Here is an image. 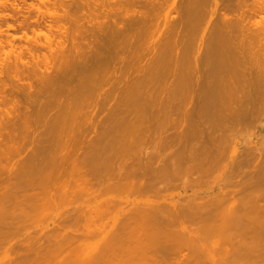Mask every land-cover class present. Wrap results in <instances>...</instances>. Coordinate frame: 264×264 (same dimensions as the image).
I'll return each mask as SVG.
<instances>
[{
  "label": "rangeland",
  "instance_id": "374dc122",
  "mask_svg": "<svg viewBox=\"0 0 264 264\" xmlns=\"http://www.w3.org/2000/svg\"><path fill=\"white\" fill-rule=\"evenodd\" d=\"M49 1L50 0H48V2L46 1L45 3H43V2L41 3V2H39V0H0V41H1V43H3L5 45V46L0 45V83H1L0 86L2 85V86L6 87L5 89H7L6 91L8 92V94L6 93L7 96H10V97L13 96L12 94L14 92L11 93V91L14 89L13 86L14 85L16 86L17 84L20 86L22 85L24 87L23 89L26 90L27 85L29 83H31L32 86H29L30 87L29 90H31V91L35 90L34 92H36V90L39 91L40 89H42V87L40 88L41 82H42L41 76L46 77L47 74L45 75V73H48V74L49 73L50 74L51 73H55V74L60 73V68H62L61 66H63V68H65V65H67V67H66L67 70H68V67L70 69L72 67L73 62H74L71 59H73V57L75 56L76 48L78 47L77 48L78 51H80V50L82 51V48H80V47L86 48L85 50H87V43L89 42L88 37H92V36L96 37L97 36V38H93V37L90 38V39H92L90 41H93L94 39H96V41L97 40L101 41L100 38H103L104 40H102L101 43L104 41L103 43L106 42V44H107V42H108L107 39L109 38L108 36H106L107 31H105L106 33L103 32V34H105V35H101L103 30L100 29L101 26L98 24V22L99 23L102 22L101 23V25L103 24L102 27L106 25V28H107L110 16L112 18L110 17L111 22L108 25V27L110 25H115V26H117L116 28H119V30L124 29L125 31L129 32V30L127 29V27L129 28V21L131 22V20H133V18H138L139 15L143 13V11L147 12V10H148L151 13V11L154 9L152 11V14H153V12H154V14L155 13L156 14H155V16L153 14V18L151 20L152 22L149 23V29L147 28L145 33L143 31L140 34V37H138L139 39H141V37H142L141 41L139 42V39H138V41L136 42V45L141 43L142 48L139 47V45H138V48H139V50H142V49L145 50L142 53H146L145 58H147V59L150 58L149 56L154 55L152 52H154L155 49L153 50L151 46L154 47V44H157L158 45V47H157L158 51H156V53L157 52L160 53L161 50L163 49L161 46L164 47V46H166V44H168V41L172 38L173 32L176 30L175 36L174 35L173 36L179 37V35L176 36L177 30H179L180 27L182 30L184 29V27L187 28L188 23H186L185 20H187V18L191 19L193 17V13L191 15V11H189L190 8H188L191 5H188V3H185L184 6H180V5L184 4L182 0L181 1L183 4H181L180 0H176L175 2H174V0H157L159 2H156V0H155L153 2V5H151L150 7L146 6L145 4H144L145 6H143L142 3L139 2V0L138 1L135 0L136 6H133L135 4V2L130 3L132 5L131 6L128 3V1H130V0H126V1L125 0L124 1L123 0H109L110 2H108V0L107 1L104 0V2H103V0L102 1L100 0V3L102 2V4H100V5H102V6L98 5L99 0H95V1L94 0H88V1L87 0H81V1L75 0V2L77 1V3H75L74 0L73 1L68 0L71 3L68 2L67 0H61V1L58 0V3H57V0H53V1L51 0L52 2H54V4H52V2L49 3ZM91 1L94 3H98V4H92ZM114 1H115V4L113 3ZM121 1L124 3V5ZM177 1H178V3H177L178 7L180 6L181 9L177 7V5H176ZM188 1L185 0V2H188ZM65 2H68L70 4H67V6H66ZM86 2H88V3H86ZM107 2L110 4V6L107 5ZM117 2H119V3H117ZM222 2H224V3H222ZM55 3H57V5ZM59 3H61V4L59 5ZM116 3L118 5H116ZM121 3H122V5H121ZM137 3L139 5H137ZM172 3L174 4V6L172 5ZM219 3L222 5H220ZM226 3H228V4H226ZM46 4H48V5H46ZM125 4L126 5L128 4V5L126 6ZM93 5H96V7L98 6L96 8L97 10L95 9V6H93ZM119 5L124 6V7L126 6L125 7L126 10L129 11L128 15H127V13H125L126 10L123 9V7L120 8ZM200 5L202 7L199 6V11H198L199 13L197 12V14H199L201 16V18L198 16L200 23H202L201 26H204V27L207 26L206 32L209 33V34H206L207 37L210 36L211 32L215 34L216 31H218V29L221 26L220 23H222V18L224 17V13L228 14L227 15L228 18L230 17L234 23L239 24V26L241 28H244V29H246L245 27L248 28V26L250 24L248 22L249 20L261 21L264 19V0H219L218 7H217L218 9H216L214 12L212 11L216 7L214 0H208V1L200 0ZM185 6H187V7L185 8V10H183ZM219 6L220 7L222 6V8H221L222 10L219 8ZM223 6L227 8V11H226V8H224ZM228 6L229 7L231 6V7L229 8ZM234 6H236V7H234ZM65 7L67 9L69 8V11L72 13V15H69L70 19H67V18H69L67 16V14L65 15L66 10H67ZM85 7H87V8H85ZM172 7H173V9H172ZM90 8H92V9H90ZM102 8H104V9H102ZM110 8H112V9H110ZM177 8H178L179 12L177 11ZM187 8H188V11H186ZM240 8H242L243 12H245V13H243L242 9L240 10ZM70 9L76 10V11L73 12ZM98 9H99V11H98ZM119 9H122V11H120ZM223 9H225V10H223ZM233 9H235V10L238 9V10L234 11ZM64 10H65V13H64ZM81 10H83V12H81ZM89 10H91V12ZM95 10L97 12V13L94 12L95 15H93V16L88 15V13L92 14L93 11H95ZM105 10L110 11V12L111 11L112 12L115 11V12L114 13H110V12L106 13ZM47 11H48V13H47ZM57 11H58V13L61 14V16L63 15L62 16L63 18H61L60 14H56ZM119 11L121 12L120 16H119ZM128 11H126V12H128ZM180 11L183 12L181 14V18L184 20H182L180 18V13H181ZM222 11H225V12L223 13ZM239 11L243 15L240 14ZM54 12H56V13H54ZM77 12H79V13H77ZM169 12H171V13L169 14V17H168L169 19L167 20L166 15ZM187 12H189L188 14H190V16H192V17H190L187 14ZM229 12H230V14H229ZM74 13H75V15H74ZM85 13L87 14L86 15L87 17L85 16ZM115 13L118 14L119 18L117 17V15L114 16ZM122 13H124L123 14L124 18H123V16H121ZM50 14H51V16H48ZM96 14L98 15V17ZM103 14L105 17L102 16ZM107 14H108V16H106ZM111 14L112 15L114 14V15L112 16ZM183 14H185V15H183ZM244 14H247V15H244ZM6 15H8V16L6 17ZM76 15H77V17H76ZM99 15H101V16H99ZM126 15L128 16V18ZM207 15H209V16H207ZM64 16H65V18H64ZM94 16H96V18H93ZM178 16H179V18H177ZM184 16H186V17L188 16V17L186 18ZM205 16H207V17L205 18V21H204ZM75 17H76V19H75ZM121 17H122V21L124 22V24L122 22H120ZM213 17H214V20H212ZM241 17L243 19H239ZM175 18H177L178 20L180 19L179 22L182 24V26L177 21V19H175ZM245 18H247V19L245 20ZM86 19H87V22L92 20L91 23L93 25L90 22L86 23ZM93 19H95V20L97 19V21H95ZM104 19L107 21V24H105L106 21ZM60 20L62 21V23L60 22ZM99 20H101V21H99ZM114 20H115V22H114ZM175 20H176L177 26L175 25ZM235 20H236V22H235ZM237 20H238V22L240 20L241 21L244 20L245 23H244V21L237 23ZM80 21H81V23H80ZM171 21L175 26H173ZM181 21H183V22L185 21L184 24ZM83 22H84V24H83ZM96 22H97V26L98 27L100 26L99 27V29H100L99 33L97 31L98 27H96V24L94 26V23H96ZM112 22H114V23H112ZM177 22L180 25H178ZM204 22H205V24H204ZM247 22H248V24H246ZM117 23L121 24L119 26L120 27L122 26V27L120 28L118 25H116ZM165 23H166V25H165ZM185 23H186V25H185ZM8 24H11L13 26L15 25L14 26L15 28H13V29L9 28ZM62 24L64 26L66 25L68 32H70V34L72 35V38H70L71 35H69V33H68L69 36H66L64 38V35L61 36V34H60L61 32L60 31L58 32V29H59L58 26L61 25L59 27H62ZM171 24H172V27H171ZM213 24L216 25L215 28H214ZM244 24H246V25H244ZM80 25H83L84 27H81ZM85 25H87V27ZM49 26L50 27L52 26V29H50ZM93 27H96L97 29H95ZM177 27H178V29H175ZM189 27L191 28V23L188 25V28L186 31H188L190 29ZM252 28L254 29V26L251 27V29ZM69 29H70V31H69ZM85 29L87 32H89V31L90 32L87 33L85 31ZM181 29L179 31V34H180V32H182L181 34L182 35L184 34V37L180 34V36H182L180 38H183V39L187 38V37L189 38L190 37V30H189V32H186L185 30H183L184 31L183 32V31H181ZM251 29H248V30L246 29V31L248 32ZM81 30H82V32H84V31L85 32L81 33L80 32ZM133 30L134 29H132V30L130 29V32H134V31L137 32V29H135L134 31ZM147 30H149V31H147ZM94 31H96V32H94ZM41 32L45 33L46 35L45 34L43 35V33H41ZM93 32L98 34V35L94 34ZM147 32L149 34L146 36ZM168 32H169V34H168ZM171 32H172V35H171ZM239 32H241L240 29H239ZM77 33L79 34L80 39L82 38L81 40L82 41L84 40V43H82L83 45L81 44L79 37H78V39L75 38ZM90 33H93L92 36L90 35ZM160 33H162V34H160ZM186 33L187 34L189 33V36ZM26 34L29 36V39H27L28 36ZM78 34H77V36H78ZM81 34H83L85 36H88V35L89 36L85 37ZM99 34L101 36H99ZM167 34H168V37H167ZM94 35H96V36H94ZM135 35L137 37V33ZM47 36H49L50 39H47ZM104 36H106L107 39ZM83 37H85V39L86 38L87 39L85 40V39H83ZM63 38H64V40H61ZM71 39H73L72 42H71ZM120 39H121V37H120ZM74 40H75V42L77 41L76 43L77 44L79 43L80 45L78 44L77 47H75L74 42H73ZM184 40H185V42H184ZM184 40H183V42H184L183 45H180L182 48H183L184 44L186 43L187 39H184ZM116 41H118V42L120 41L119 36L116 37ZM89 43H88V45H89ZM159 43H162V44L160 45ZM84 46H86V47H84ZM63 48L66 51V53H68L72 50L71 53L67 54V56L70 54V57H71V54L73 53L72 58H70L68 56L69 58L67 59V57H66V59H67L66 63L67 64L63 63V62H65V56H66L65 51L62 50ZM73 48L75 49V53L73 52L74 51ZM148 48L150 50H148ZM201 49L203 52V50L205 48L203 49V47H202ZM181 50L183 51V49H181ZM83 51H84V49H83ZM150 51H151V53H149ZM106 53L108 54L107 51H106ZM129 53H132V52H128V53L126 52V53H123V55H127ZM196 54L199 55L198 53H196ZM61 57L64 60H62ZM74 59H76V58L74 57ZM61 60H62V62H61ZM145 60L146 59H144L143 63L145 62ZM15 62L18 64V70H17V65ZM60 62H61V64H60ZM63 64H65V65H63ZM14 66H16V67H14ZM103 67L104 68L106 67V69L108 68L109 71L114 69L117 71L116 73L119 72V70L116 68H112L110 70L109 65H105ZM103 67H102L101 71L105 72L104 70H106V69H104ZM63 68H62V71L66 70ZM58 69H59V71H58ZM108 69H107V71H108ZM114 70H112V71H114ZM55 71H57V72H55ZM102 72H100V75L104 76L105 73H102ZM42 74H44L45 76ZM55 74H54V76H56ZM51 76H53V75L51 74ZM43 77H42V80L44 79ZM172 77L173 76L169 77V78H171L170 80L173 79ZM167 78H168V76H167ZM167 78L161 77V80L163 79L164 83L163 82L161 83L159 81L160 85L162 84L163 86L159 85L160 87L159 86L157 87V89L159 90L160 93L159 92H158V94L156 93V95L158 96V97H156L157 99H155L156 103L155 102L154 103L149 102L150 106H152V107L149 106V108H151V110L148 109L149 110L147 112L148 114H146L148 116H146V117L148 120H150L149 121L150 124L152 126L153 125L154 126L149 127L148 125H150V124H149L148 120L146 119V117H144V118L142 117V119H141L142 121L141 120H140L141 122L139 121L140 122L139 124H142L141 127H139L140 130L135 131V133H137V134H135L134 131L132 132L133 135H131V136L134 137V139L131 136H129L127 138V135H130L131 132L130 133L126 132L125 135H124L125 132H123L122 135L120 136L121 138L120 137L116 138V137H112V136L107 135V131L108 130L110 131L111 125L113 123H116V124L122 123L123 122L122 118L124 117V116L120 115L121 109L118 108L119 110L117 109V111H116V108H113V105L115 103L114 102L115 99H112V97L109 100H107L104 105L100 106L103 108L99 110V112L97 113L96 116L92 115L93 120L102 118V120H100L101 126L103 127L102 123H104L105 124L104 127L107 126L106 128H109L108 130L105 128V130H107V131L104 130L106 133L104 131L102 132V127H99L100 130L98 129V131H101L102 133L97 131V133H100V134H96L94 132H91L90 131L91 129L88 127L89 125H87V123L90 122V119H88V118L86 119L85 115H83L81 117L80 122H79V126L80 125L83 126L82 128H83V134L84 135L83 134L81 135V137H82L81 140L83 139L84 142H82L83 141L82 140L81 144L79 142L77 143V146L79 147V148L77 147L78 148L77 158H78V156H79V158L77 159L75 157L76 159L75 158L71 159V158H68L69 157L68 156L67 157L68 159L67 158L65 159V161L68 160V162H66V164L64 162V166H62V169L65 168V172H66V169H67V172L69 170H70L69 172H72L73 170H77V168L81 167L82 172L83 171H86L87 173L90 172L89 173L90 175L88 174L89 179H91V180H89L90 186L87 188L89 191L87 189H86L87 191L83 190V188L86 184L84 183L80 173L77 172V175H76V173L74 174V172H72V175H71V173H69L70 174L69 175L66 172V174L64 173L65 175H63V177H61L62 175L59 176L58 174H56L55 172H57V171L54 172L55 167H52V165L54 164V162L52 164V159H54V157L58 158V160L61 159V157H62L61 153L62 152L59 151L57 153H53L51 151V148L49 149V152L47 150L53 144H52V142L49 141V139L52 137L49 134V128L50 127L48 126V124L44 125L45 121L43 122V118H44V120L45 119L50 120V119H52V116L53 117L55 116L54 120H57L56 118H59V115L61 116V113L63 115L66 111V108H64V106L67 103L64 104L62 101L66 102L67 100H65V99H68L70 94L65 95V93L64 94L61 93V94H57V96H53L57 90V88H56V87H58L57 84H54V85H57V86H55L56 90L54 89V87L53 88L50 87L52 91L50 90V88H47L46 90H43L40 92L41 93L40 96L42 95L44 97L43 98L44 100L53 99V102L43 112V116H42L41 112H40L41 116L39 114V120H42V121H40V123H38L41 125L37 126V127H39V128H37V130H38L37 132H39L38 133V136H39L38 137L39 138L38 154L35 155V157L28 155L31 153L29 151V149H31L32 146L35 145V144L33 145L34 142H32V141H30V144H28L30 137L32 136L30 134L32 132H30L29 134L31 136L28 135L30 137H28L27 139L25 138L26 140L29 139L28 142L24 139L25 141L23 142V144L25 143V145H23L21 143L24 147L26 145H28V146L26 148L22 147V149L20 151H18L19 155L15 153L14 149L11 151V149H12V147H11V148H9L10 151L7 152L8 154L6 153V151H7L6 150L5 155L3 153V155L1 156V159H0V162H2L3 164H6L7 161L9 159H11V157H10L11 155L9 156V154H11V152L15 153V157L12 158L11 161L16 162L15 163L16 172L10 174L9 169H3L2 172H1L2 169L0 170V176H1L0 177L1 178L0 179V181H1L0 198L4 201L3 203L6 204V205L4 204L5 206H2L3 203L1 204V202H0L1 206L3 207V209H2V207L0 206V208L2 209V210H0L1 214H2V211L5 209L4 207H6V209H5L6 211H3V212H5L4 213L5 215L0 214V220H1L0 221V227L2 225L1 230H0V232H2V233L0 234V236H2L4 238L7 237L5 239L0 237V239H2L0 241V264H98V262L101 261V256H99V254L101 252H103L105 248H107V246L112 241V238L114 236H116L117 234H122L123 232H128L130 230V228H132L133 226H135L137 228H139V226H141V225L142 226L144 225L145 227L148 226V224H149L148 222L151 218L148 217L147 213H149V211H147V210L149 208H150V211L152 210V206H150V205H154L153 203H160V202L161 203L159 204V206L160 205L162 206L164 202L165 203L166 202H170V203L186 202V201H183L184 200L183 198L186 197V195L188 196V194L190 195L195 190H201L200 194H202V196L200 198H198L196 200V202H202V203H211L212 202L211 203L212 207L209 206L210 208L208 209V213L209 214L210 213L213 214L212 212L217 213L218 215L213 214V215H211V217L213 216V218H216L218 220L216 221V219L214 220L212 218L213 221L211 219V222H212L211 223V222H209L210 219H209V221L207 220L208 218L206 216L209 215L207 212L193 214L187 210H185V211H187L186 214H181L179 219L176 220L177 226L175 225V222L169 220L170 224L169 225H168V223L165 224V225H167V226H165L167 230L174 233L175 230H177L179 228L178 223L184 222L183 224L185 225L187 236L184 238L185 239L184 241H180L177 243H175V241L172 242L173 247H175V248H173L172 252H171L172 249L169 250L171 253L169 251H167L170 254V257L167 259L170 260L171 257L173 259H174V257H178V258L182 259L183 256H186L187 258L193 257L192 260H191V258H188L189 264L190 263L191 264H197V263L201 264V262H202V264H224V263L227 264V262H225V261L231 260V258L230 259H227V258L231 255L230 253H232V251H233L232 249H235L238 247V249H239V251H238L239 256L238 257H240V253H241L240 249L245 248V250L247 251V250H250L249 249L251 247L250 245H252L253 247H255L254 249L251 247L253 249V251L254 250L260 251L259 252V253H261L260 258H257L259 256V255H257V257L255 256L257 258L256 259L254 257L255 251L253 253H251V250L249 251L250 255H249L248 251H247L248 254L245 251L246 256H245V253L244 254L241 253V255H244L243 258H246V260H247V257L249 255L248 259H250V257L253 256L252 258L254 260L259 259L260 261H262V259L264 257V252L261 251V249H263L262 247L264 246V244H263L264 243V240H263L264 239V235H263L264 230H263L262 224L260 225L262 227L261 228L259 227V219L260 218L264 219V175H262L263 174L262 171L264 168L261 167V170H260V166L264 162V160H263L264 155H262V153H259V154L256 153V150H258L260 145L264 144V141H263L264 140V133L262 134L260 131L261 127L264 128V124H261L258 127L255 126L254 127L255 129L252 131L253 133L251 135L245 132L248 130V127H249L248 122L249 121H247V122L245 121V123H248V125L247 124L245 125L243 123L245 125L244 130H242V128H243L242 123H241L242 125L240 123L234 125V127L235 126L237 127V128H235L237 131L240 128L239 130H242V132L244 131L243 133L241 131L237 132L234 128L232 129L233 125L230 126V128H231L230 129L225 124L223 126V128L225 129V127H226V130H227V128L230 129V132L232 130H235V134L233 131L231 133H233L234 135L229 132L231 134V136H230V134L229 135L227 134L228 133L227 131H229V130H227L226 135L224 137H222L220 140L217 139L219 141L215 142V147L217 145V147H219L218 149H215L214 145L212 143H209L210 146L213 145L212 147H213V150H215V152L212 151L211 152L212 155L210 154L211 155V156L209 155L210 157H208L207 159H204V162H200L199 161L200 159L199 160L197 159L196 162H193L194 165H192L193 163L190 164L191 166L187 165L189 167L188 168L189 171H188V170H186L187 169L186 164L191 163V162H189L188 161L189 158H187L188 159V160H186L187 163H183V165L180 163V165H182V167L179 165L176 168H172L173 165H171V164H173V162L175 161V158L173 159L172 162L169 159H172L175 156V155H173V153L175 154V152H177L176 148L178 151H179V149L181 150L182 146H183L182 143L184 141H186L187 139L190 140V142L193 141V143H195V141H197L199 138L201 139L202 133H200L199 131L202 129V127L205 126L204 124H206V125L207 124L208 125L214 124L215 122L217 123V120L215 118L213 120L209 116L204 114L203 113L204 109H200L199 107H197V105H195L196 103H194V101H192L190 103L189 102L186 103L188 110H189V105L192 103L190 106V113L192 112L193 116H191V118H188V116H186V110H185L186 105L183 101H181L183 99V96H182V94L176 93L174 90H173L174 94H173V92L171 93L172 94L171 97H173V98H171L172 104L170 103L171 106L172 105H174V106H172V108L169 109V114H170V112L172 114V115L170 114L171 117L168 115V112H167V115L165 113L166 111H168V109L165 111L163 108H159L160 110H158L159 104H160V106L167 105L165 103V99H164L163 104H162V101H160V99H159V98H161L160 95H164L163 96L164 98L167 97L168 91L171 90L170 88H168L169 84L167 86V83L170 82V80H168ZM165 80H166V82H165ZM2 81H4V82H2ZM5 83H7V84H5ZM75 83L76 82L71 83L70 87L73 88ZM110 83L111 82H109L107 85H106V83H105V85L103 83V86L105 87V89H107V87L111 86ZM24 84L26 85V87ZM22 86H21V88H22ZM164 86H166V87H164ZM19 87H17V88H19ZM43 88H44V86H43ZM96 89H93L94 91L92 90V93H94L96 91ZM18 90H14V91H17L15 93L19 92L18 94H20V89H18ZM26 91H28V89ZM112 91H114L113 93H116L115 91H117V90L112 89ZM162 92H163V94H162ZM10 93H11V95H10ZM23 93H25V91H23ZM23 93H21V95H19V96H18V94L17 95L14 94V96L16 95L15 96L16 98L18 96V99L19 98L20 99L25 98V101L27 100L26 101L27 103H28V101L31 103L30 100L26 99L27 98L26 93L24 95H23ZM43 93H44V95H43ZM46 93H48V94H46ZM92 93L88 94V92H87L88 96H85L83 94L85 97L83 95H81L82 97H80L79 100L83 101L85 98L86 99L89 98V99H87V100L85 99L84 102L79 101L80 104L78 105V107H75L77 105V103L75 104L74 107L77 109L80 106V109H81L80 113L81 114L84 113L85 111L88 112V110L90 111L91 109H94V106L96 103L94 96H95L96 92L94 94H92ZM175 93L177 94V96ZM49 94H50V96L52 95L53 97L50 98ZM58 96H59V98H58ZM72 96L73 95H71V97ZM175 96H176V98H175ZM179 96H181V98ZM13 97H12V99H13ZM40 98L42 99V97H40ZM70 98H69V100H71ZM177 98H178V100H177ZM13 100H12V102L9 100H7V102L1 101V103H4V105L3 104L2 105L0 104V105L5 106V107H2V109L4 110V108H7V106L10 107L8 104L10 102L12 103V104L11 103L10 104L14 106L15 104L13 102H15V101H13ZM23 101L24 100H22L20 103H22ZM25 101L23 103H25ZM141 101H143V100H141ZM23 103H22V109L24 108ZM174 103H176V104H174ZM182 103H184V106ZM5 104H7V105H5ZM257 104L255 105V107H256L255 110L258 113L259 111H258L257 107L261 108L262 104H260L258 106H257ZM31 105L29 104V107H28V105H25V106H26V108L28 107L29 109H33V108H30ZM139 105H138V107L141 108L142 105L141 106H139ZM155 105L157 106V108ZM136 106L137 105H135V108H137ZM82 108H83V110H82ZM133 108L134 107H132L131 110H133ZM154 108L156 109L157 113L153 112V111H155ZM2 109H0V110H2ZM8 109L11 110L12 107L8 108ZM129 109H130V107H129ZM195 109H197V110H195ZM17 110H18V112L20 111L19 109H17ZM114 110H115V116L112 118L111 116H113L112 113ZM191 110L196 111V113H194ZM109 111L111 113H109ZM197 111H198V113H197ZM58 112L60 114H58ZM56 113L58 115H56ZM254 113H256V112H254ZM197 114H199L201 117L197 116ZM105 116H107V118ZM167 116L170 119L167 118ZM256 116H258V115H256ZM162 117H165L167 119L162 118ZM153 118H155V119H153ZM158 118H160L159 121L157 120ZM109 120H111V121H109ZM146 120H147V122H146ZM161 121H162V123H160ZM163 121H166V122H163ZM167 121H168V123H167ZM207 121H209V122H207ZM41 122H43V123H41ZM106 122H108V124ZM156 122L159 124H157ZM195 122H196V124H195ZM166 123L168 126H166ZM162 124L164 126H162ZM192 124H195V125H193V127H194L193 129H192ZM18 125H19V127L21 126L20 124H18ZM199 125H203V126H199ZM23 126L21 128H23ZM144 126H147L148 128H152V130L148 129L147 127H144ZM104 127H103V129H104ZM166 127H167V129H164ZM198 127H201V129ZM160 128H162V129H160ZM24 130H25V127H24L23 131ZM26 130H27V127H26ZM88 130L90 131V133L88 132ZM144 130L147 132H145ZM149 130H150V132H149ZM194 130L196 131V133L194 132ZM249 130H252L251 127H249ZM152 131H153V133L154 132L155 133L152 134ZM181 131H184V132H181ZM254 131H256V132H254ZM18 132H19V130H17V133ZM24 132H26V131H24ZM148 132H149L150 136H149V134H146ZM190 132H192V133H190ZM21 133L22 132H20L19 134H21ZM144 133L146 135H143ZM180 133L182 135L181 138L179 137V136H181ZM102 134H106V135H104L105 137ZM164 134H165V136H164ZM137 135L139 138H137ZM166 135H167V137H166ZM192 135L194 137H192ZM94 136H96V137H94ZM98 136H99V138H98ZM106 136H107V138L111 137L112 140L114 138V140H116V141H114V140L112 141L109 138L106 139ZM169 136H171V137H169ZM195 136L198 137V139ZM93 137H94L95 141L97 140L96 142L93 140ZM164 137H166L165 140H162V139H164ZM168 137L171 139H169ZM167 138H168V141L170 143H172V144H170L171 146L173 144H175L173 147H170V145L168 146L167 143H169V142L166 141ZM189 138H191V139H189ZM195 138H196V140L194 141ZM139 139H140V141H139ZM177 139L180 141H182V140L183 141L179 142ZM20 140H21V138H20ZM86 140H89V141H86ZM92 140L95 143H97V145L94 142H92ZM122 140H123V142H122ZM134 140H136V141H134ZM111 141H112V143H111ZM161 141H162V143H161ZM164 141H166V143H164ZM91 142L94 143L93 146L91 145L92 144ZM130 142H132V143L130 144ZM179 143H180V145H179ZM234 143H236V144H234ZM166 145L170 148L168 149V147ZM15 147H16V145H15ZM164 147H166V148H164ZM229 147H230V149H229ZM254 147L256 149H254ZM262 147L264 148V146H262ZM110 148L111 149L113 148L115 151H112L113 149L110 150ZM23 149H25V150L23 151ZM249 149H250V152H249ZM139 151H141V152L139 153ZM150 151H151L153 158L155 157L154 159H155L156 165H155V162H154V165H155L156 169L152 165V167L154 169H152L150 172H148V174H147L148 176L144 179L145 181H149L150 178L153 177V175H155V174H156L155 176H157V175L160 176L161 170H163L164 168H165V171H166V169L170 170L169 168H171V170L177 169L176 173L179 174V176L177 178H175V180H172L173 185L174 184H176V185L174 187H170L169 185L171 184V186H172V183H169V185L166 188H164V189L168 188L169 190L168 189L163 190L162 191L163 193L160 192L159 194L162 193V197H160L161 195L159 196L160 198L159 197L157 198V196L159 194H156L154 191H151V192L147 191V194H146V192L143 193V191L140 190L139 188H137V189L133 188L131 190V188L123 187L124 189L127 188L128 189V191H127V189H125V190L121 189L120 187H122V186H118V184H116L117 182L115 183V181L121 176V173L124 174V177L127 176L126 175V173H127L126 169L125 170L123 169L124 172H126V173L121 171V173L119 174V177H118V174H117V176L115 175L117 173L116 171H118V169H119V168H117L119 166V164L121 165L122 163L125 162V161L123 162V160L124 159L126 160V158H124V156L125 157L128 156L127 160L129 161V159H130L131 161L127 162V160H126V162L122 165H126V168L130 169L129 166L130 165L132 166V164H131L133 162L132 160H134V163L137 166H139L137 163H139L140 161L142 162L143 160L146 161V159L148 157V154H146V153H149V155H150ZM170 151H171V154H170ZM253 151H254V153H253ZM251 152L254 154L255 158H256L257 154L260 158L262 156L263 159L262 158L261 159L263 160V162H261L262 160L259 159V157H257V159L253 158L256 161L253 160V163H252V160H250V159L253 156H250L248 158V160H249V163H248V160L246 158L249 156L248 154L252 155ZM258 152H259V150H258ZM138 153L141 155L143 154V156L146 154L144 156L146 159L145 158L143 159V156L141 157V155H139ZM168 153H169V156H168ZM25 154H27L30 157H27V155H26V158H23V156L25 157ZM52 154H54V155L52 156ZM6 155L9 156L8 157L9 159L4 158V157H6ZM110 155H112V156H110ZM129 156H130V158H129ZM152 156H151V158H152ZM119 157H122L124 159L119 158ZM165 157L166 158L168 157L166 159V162H165L166 166H165V164H163L165 161V159H164ZM3 158H4V160L2 161ZM137 158L138 159L142 158V160H140L138 162ZM151 158L148 157V160ZM160 159L162 160V162L160 161ZM74 160H75V162H74ZM77 160L79 161V163L77 162L78 164L76 163ZM259 160L261 163L259 162ZM151 161H154V160L151 159ZM206 161H208V162L205 163ZM56 162H57V160H56ZM158 162H159V165H158ZM160 162H161V164L164 165V168L162 167V165L160 166ZM195 163L197 164L196 166H199V164H200V167H196ZM135 164H134V166H136ZM152 164H153V162H152ZM74 165H75L76 169H75ZM184 165L186 166L185 168H184ZM257 165H259V166L257 167ZM111 166H113V167H111ZM174 166H177V165L174 164ZM191 167H192V170H191ZM114 168L116 169L115 172H114V170H115ZM159 168H161V169H159ZM109 169H111V170H109ZM157 169H158V172L160 173V175L158 173H156ZM182 169H185V170H182ZM55 170H57V168H55ZM95 171L97 173H94ZM108 171H110L111 173ZM112 171L114 173H112ZM186 171H188V172H186ZM258 171H260V173ZM52 172H54L56 176L58 175L57 176L58 178L60 177L59 180H55V178L56 179H58V178L56 176L52 175ZM91 172H93V174H94V175L92 174L93 175L92 177H91ZM105 172L110 173V176H112V174H113V176L115 175V178L111 179L110 176H108L109 174L107 175V174H105ZM78 174L81 176V178ZM103 174H105V175H103ZM73 175H75V176H73ZM106 175L109 177L110 180L103 177ZM53 176H54V178H53ZM76 176H78V177H76ZM121 177H123V175ZM67 178H68V180H67ZM73 178L77 182L73 181ZM162 179H163V176H162ZM69 180H70V183L68 182ZM112 180H113V182H112ZM107 181H109L107 183L109 188L107 186L105 187ZM111 182L113 184L115 183L117 186L112 185ZM160 182L163 184L162 181H160ZM63 183L70 184V186L68 185V187L70 189L69 193H66L65 190H60L57 188V186L60 187L59 185H62ZM77 183H78V186H77ZM82 183L85 185L83 186ZM109 183H110V186H109ZM157 184H159V183H157ZM52 185H53V187H52ZM81 185L83 187H80ZM111 186H113V187H111ZM114 186L116 189L114 188ZM60 188L62 189V187H60ZM76 188L78 191H76ZM57 190L60 191V194H62L61 192L64 191L66 193V196L65 197L62 195L59 196V193H58L59 191H57ZM79 190H81V191L79 192ZM40 191L42 193L38 194V193H40ZM44 191H46V192H44ZM70 191H71V194H70ZM88 192H90V193H88ZM46 193H47V195H46ZM73 193H75V195ZM8 194H9V196L11 195L10 201L8 200L9 199ZM68 194H70V195H68ZM72 194H73V196H72ZM152 194L155 196H153ZM14 195H16V196H14ZM61 196L64 197L63 199H65V200H62ZM67 196H68V199L70 197L73 199L68 200V199H66ZM4 197H6V198H4ZM7 197H8V199H7ZM6 199L9 202H7ZM212 200L213 201L216 200V201H214V203L216 202L217 204L215 203V205H214ZM219 201H224V202H222L221 204H218ZM31 202L36 203V205L31 206L30 205ZM147 202L148 203L151 202V204H149L147 206L146 205ZM46 203H47V205H46ZM142 204L143 205L145 204V205L142 206ZM143 207L146 208L147 210L144 209ZM7 210L9 211V213ZM141 211L144 212V214H143L144 216H142ZM145 211H147V212H145ZM233 214L239 215L241 217L242 223L240 222V220H237V218H236V220L231 218V217H233L232 216ZM246 214L248 216H246ZM146 215H147V218L145 217ZM138 216H139V218H138ZM202 216L205 218H203ZM4 217H5V220H4ZM134 217H135V219H134ZM140 217H142V218H140ZM201 217L203 218L202 223L199 222V221H202V220H199V219H201ZM244 217H245V220L247 218V221H243ZM9 218H11L13 220L11 221ZM143 218H144V220H143ZM223 218H225V222H224ZM229 218H231V220ZM204 219H205V221H204ZM228 219H229V221H227ZM2 220H3V222L5 221L8 223H5V222L3 223ZM22 220H24V222ZM233 220L236 221L234 223H237L239 221L243 225V228L246 227V226L244 227V222H246L247 223L246 229L248 230V232L245 231V233H244V231L242 230V233H243L242 234L240 232L242 228L238 229V230L235 229L234 226L232 228L231 223L233 222ZM20 221H22V223H23L22 225H20L21 224ZM166 221L169 222L168 220H166ZM9 222H10V224H9ZM137 222L141 223V224H138ZM129 223H130V225H129ZM131 223H133V224H131ZM203 223H204V225H203ZM208 223H209V226L207 225ZM227 223H229V224H227ZM260 223H263V221ZM3 224H5L6 226L5 225L3 226ZM18 225L20 228H18ZM205 225H207V226H205ZM221 225H224V226L222 227ZM233 225H235V224H233ZM238 226H236V228ZM10 227L12 228V232H11V230H9V229H11ZM167 227H169V228H167ZM15 228H16V230H14ZM3 229H4L5 234L3 232ZM6 229H7V231H6ZM259 230H260L262 235L258 234ZM19 231H21V232L19 233ZM9 232H10V234H9ZM6 233H7V235H6ZM248 233L250 235H254V236H250ZM256 233L258 234V236L261 235V238L263 237V239L261 240L259 238L260 237L259 236L258 238L260 239V243H259V241H257L254 245L252 244V242H251V244L248 245L246 243V240H247V242H249L254 237L256 238L257 237V236H255ZM11 234H13L12 237L10 236ZM73 234L75 235V237ZM245 234L247 235V237ZM67 235H68V239H67ZM72 235H73V237L70 238V236H72ZM59 236H63V237L59 238ZM76 236L79 240L76 238ZM80 237H82V238H80ZM250 237H253V238L251 239ZM72 238H74L73 241H72ZM75 238H76V240H75ZM258 238H256V239H258ZM262 241H263V243H262L260 249H258L257 247H259V245L261 244ZM253 243H254V239H253ZM246 244H247V246H245ZM242 247H244V248H242ZM174 249H176V251H174ZM235 250H237V249H235ZM233 252H235V251H233ZM262 252H263V254H262ZM222 255H224V256H222ZM232 255L235 256V260L239 259L238 257L236 259V256H237L236 252H235V255H234V253H232ZM167 256H169V255H167ZM224 257H227V258L225 259ZM252 258H251V261L249 260V262H252ZM193 259L195 260L196 263L195 262L193 263V261H194ZM217 259H218V261H217ZM219 259H221V260L219 261ZM241 259H240V261L238 260L239 261L238 264H244L245 263V261H243ZM95 260H97L96 261L97 263L95 262ZM198 260H199V262H198ZM214 260H216V261H214ZM222 260H223V263H222ZM232 261L233 260H231V263H232ZM260 261L258 263H260ZM249 262H247V263H249ZM254 262H256V261H253V264H254ZM171 263L172 262L169 261L168 263H164V264H171ZM231 263H229V264H231ZM262 263L264 264V261ZM104 264H106V263H104ZM235 264H237V263H235Z\"/></svg>",
  "mask_w": 264,
  "mask_h": 264
},
{
  "label": "bare ground",
  "instance_id": "6f19581e",
  "mask_svg": "<svg viewBox=\"0 0 264 264\" xmlns=\"http://www.w3.org/2000/svg\"><path fill=\"white\" fill-rule=\"evenodd\" d=\"M48 2V0H39V2H43V3H45V2ZM53 1V0H52ZM51 0L49 1V3L50 2H52ZM59 1H61V0H59ZM68 1V0H67ZM71 1V0H70ZM70 1H68V2H70ZM73 1V0H72ZM79 1H81V0H79ZM88 1V0H87ZM95 1V0H94ZM102 1V0H101ZM107 1V0H106ZM124 1V0H123ZM126 1V0H125ZM138 1V0H137ZM155 0H139V2L140 3H142V5L143 6H148V7H150L151 5H153V2H154ZM176 0H174V2H175ZM181 1V0H180ZM182 1H183V3H182ZM181 1V4H183V5H180V6H184L185 5V3H188V5H191V6H189L188 8H190L189 9V11H191V15H192V13H193V17L192 16H190V14H188L189 12H187V14L190 16V17H192L191 19L190 18H187L186 16H184V17H186L187 18V20H185L186 21V23H188V25L191 23V28L189 29L190 30V37L188 38L187 36V38H184V39H187L186 40V43L184 44V46H183V48L180 46V45H183V43L185 42V40L183 39V38H180V37H184V34L182 35L181 33L182 32H180V34L182 35V36H180V34H179V31H180V29H181V27H180V29L179 30H177V34H176V36L177 35H179V37H174L175 36V31L173 32V35H172V32H171V35H172V38L168 41V44H166V46H161L163 49L161 50V52L160 53H156V51H158L157 50V47H158V45L157 44H154V47L153 46H151L152 47V49L154 50L155 49V51L154 52H152L154 55L153 56H149L148 58L149 59H147V58H145L146 56V53H142L143 51H145L144 49H142V50H139V48H138V45H139V47H141V43H139V44H137L136 45V42L138 41V37H140V34L144 31V33L146 32V29L148 28L149 29V23L150 22H152L151 20H152V18H153V14H154V12H153V14H152V11L154 10H152L151 11V13L147 10V12L146 11H143V13L142 14H140L139 15V17L138 18H133V20H131V22L129 21V28L127 27V29L129 30V32H127V31H125L124 29L123 30H119V28H116L117 26H115V25H110L109 27H108V25L110 24V17H109V22H108V25H107V28H106V25L105 26H103L102 27V25H101V23H99L98 22V24L101 26H99L100 27V29H102L103 31H102V34L101 35H105V34H103V32H105V31H107V35L106 36H108L109 38L107 39L106 38V36H104L107 40H108V42H107V44H106V42L105 43H101V41L102 40H104L103 38H100L101 39V41H96V39H94L93 41H90V40H92V39H90V38H92L93 36H92V34L94 33V32H96V31H94L93 33H90V35L92 36V37H88V36H85V35H83V34H81V35H83V36H85V37H88V40H89V45H88V43H87V50H85L86 48H83V47H80V48H82V51L80 50V51H78L77 50V45L79 44H77L76 42H75V40L73 41L74 42V45H75V47H77L76 48V53H75V49H74V53H75V58L76 59H74V57H73V59H71L72 61H74L73 62V64H72V67L69 69V67H68V70H67V65H65V64H63V65H65V68H63V66H61L63 69H66V70H63L62 71V68H60V73H57V74H55V73H51L53 76H51V74L49 75L48 73H45V75L47 74V76L46 77H43V76H41V86H40V88L42 87V89H38L39 91H37L36 90V92H34V91H31V90H29L30 89V87L29 86H32V84L31 83H29L28 85H27V87H26V85H25V87H26V90L28 89V91H26L25 89H23L24 87L22 86V88H21V86L20 85H14L13 87H14V89L11 91V93L12 92H14L12 95L14 96V94H18V93H15V92H17V91H14V90H18V89H20V94H18V96L19 95H21V93H23V91H25V93H26V96H27V98L26 99H28V100H30L31 101V103L28 101V103L25 101V98L24 99H22V100H24L25 101V103H23V109H22V103H20L22 100L20 99H18V96H17V98L14 96H12L13 97V99H12V97H10V96H7V94H8V92L6 91L7 89H5L6 87L5 86H0V104L2 105H4V103H1V101H4V102H7V100H9V101H11L12 102V100L13 101H15V102H13L15 105L13 106V105H11L10 103H8L9 104V106L10 107H8L7 106V108H4V110L2 109V107H5V106H1L0 105V109H2V110H0V152L2 153H0V159H1V156L3 155V153H4V155H5V151H6V153L7 152H9L10 150H9V148H11L12 147V149H11V151L14 149V151H15V153L16 154H18V151H20L21 149H22V147L23 148H26L28 145H26L25 147L23 146V145H25V143L23 144V142L28 138V137H30L31 135V137H30V140H29V142H28V140H26L27 142H28V144H30V141H32V142H34L33 143V145L34 146H32V148L31 149H29V151L31 152H29L30 154H28V155H30V156H34L35 157V155H37L38 154V150H39V147H38V141H39V136H38V133L39 132H37L38 130H37V128H39V127H37L38 125L40 126L41 124H38V123H40V121H42V120H39V114H40V112H41V114H42V116H43V112L47 109V107H49L50 106V104L53 102V99H46V100H44L43 98V96L41 95L40 96V92L41 91H43V90H46L47 88H53L54 87V89L56 90V88H57V90H56V92H55V94L53 95V96H57V94H61V93H65V95L67 94V95H69V98L71 97V95H73L70 99L71 100H69V98L68 99H65V100H67L66 102L65 101H62L64 104L65 103H67L65 106H64V108H66V111H65V113L62 115V113H61V116L59 115V118H56L57 120H54V117L52 116V119H45L44 120V118H43V122L45 121V124L44 125H46V124H48V126L51 128H49V134L52 136L50 139H49V141L50 142H52V144L53 145H51L47 150H48V152H49V149L51 148V151L53 152V153H57V152H62L61 153V159H59L58 160V158H55L54 157V159H52V164H53V162H54V164L52 165V167H55V168H57V170H55V168H54V172L55 171H57V172H55L56 174H58L59 176H61V177H63V175H65L66 174V172H67V169H66V172H65V168L64 169H62V166H64V162H65V164H66V162H68V160H66L65 161V159L68 157V158H71V159H74L75 157L77 158V151H78V146H77V143L79 142L80 144H81V141L83 140H81V135L83 134V126L82 125H80L79 126V122H80V119H81V117L83 116V115H85V117H86V119L88 118V119H90V122H88L87 123V125H89L88 127L91 129L90 131L91 132H94V133H96V134H100V133H102L104 130H105V128L107 127V126H105L104 127V123H102V125H103V127H104V129H103V127L101 126V121L100 120H102V118H100V119H96V120H93L92 119V115H94V116H96L97 115V113L99 112V110L100 109H102L103 107H100L101 105H104L105 104V102L107 101V100H109L111 97H112V99H115L114 100V105H113V108H116V111H117V109L119 108V109H121V113H120V115H122V116H124L123 118H122V120H123V122L122 123H120V124H116V123H113L112 125H111V127H110V131L108 130L109 128H106L107 130H105V131H107V135H109V136H112V137H120L121 135H122V133L123 132H125L124 133V135L126 134V132H133L134 131V133H135V131H138V130H140V128L139 127H141V125L142 124H139L142 120V117L144 118V117H146V116H148V115H146V114H148L147 112L149 111L148 109H150L151 110V108H149V106H150V104H149V102L151 103V102H155L156 100L155 99H157L156 97H158L157 95H156V93L158 94V92H159V90L157 89V87L160 85V82L162 83H164V81H163V79L161 80V77H166L167 78V76H168V80H170L171 78H169L170 76H173L172 78V80H170V82H168L167 83V86H168V84H169V87L168 88H170L171 90L170 91H168V96L167 97H163L164 95H160L161 96V98H159L160 99V101H162V104H163V102H164V99H165V103L167 104V105H165V106H160V104H159V106H158V110H160L159 108H163L165 111L168 109V111H166L165 113H166V115H167V112H168V115L170 116V114H171V112H170V114H169V109H171L172 108V106H174V105H172L171 106V104H172V99L171 98H173V97H171V93L173 92V90L176 92V93H179V94H182V96H183V99L181 100V101H183L184 103H185V105H186V108H185V110H186V116H188V118H191V116H193L192 115V112L190 113V106H191V104L189 105V110L187 109V104L186 103H190V102H192V101H194V103H196L195 105H197V107H199L200 109H204V111H203V113L204 114H206L207 116H209L211 119H213L214 120V118L217 120V123L215 124H204L205 126L204 127H202V129H201V127H198V128H200L201 130L199 131L200 133H202V135H201V139L199 140L198 139V137H196L198 140L197 141H195L196 140V138L194 139V141H195V143H193V141L192 142H190V140H188L187 138V140L186 141H184L182 144H183V146H182V149L180 150L179 149V151L177 150V148H176V151L177 152H175V154L173 153V155H175L172 159H169L171 162L173 161V159L175 158V161L173 162V164H171V165H173V167L172 168H176V167H178L179 165H180V163L183 165V163H187L186 162V160H188L187 158H189V162H191V163H187L186 164V166L187 165H190V164H192L193 162H196V160L198 159H200L199 161L200 162H204V159H207L208 157H210L212 154H211V152L213 151V152H215V150H213V145H214V147H215V142L216 141H219L222 137H224L225 135H226V133L229 135L232 131L234 132V134H235V128H237L236 126L234 127V125L235 124H247L248 125V123H249V127H251V129L252 130H249V127H248V130L247 131H245L246 133H248V134H252L253 132V130L255 129L254 127L256 126V127H258V126H260L261 124H264V19L263 20H261V21H258V20H249L248 22L251 24H249V26H248V28L247 27H245L247 30L248 29H251V27H253L254 26V29L252 30H249L248 32L246 31V29H244V28H241L240 26H239V24H236V23H234L233 22V20L229 17L228 18V14H225L224 12L225 11H222L223 13H224V17L222 18V23H220L221 24V26H220V28L218 29V31H216V33L214 34V33H212L211 32V34H210V36L209 37H207L206 36V34H209V33H207L206 32V28H207V26H201L202 25V23H200V20H199V18H198V16L201 18V16L199 15V14H197V12L199 11V6H201L200 5V0H187L188 2H185V0H182ZM202 1H204V0H202ZM206 1H208V0H206ZM215 1V9H213L212 11L214 12L216 9H218L217 7H218V2H219V0H214ZM68 2H65L66 3V6H67V4H70V3H68ZM74 2H75V0H74ZM83 2V1H82ZM81 2V3H82ZM99 2V4L98 3H94V2H92L91 1V3L92 4H98V5H100V4H102V2L100 3V0L98 1ZM103 2H104V0H103ZM108 2H110L109 0H108ZM107 2V5L108 6H110V4ZM122 2V1H121ZM135 2V4L133 5V6H136V1L135 0H130V1H128V3L130 4V3H134ZM138 2V3H139ZM156 2H159V1H157L156 0ZM173 2V3H174ZM213 2V1H212ZM57 3H58V0H57ZM57 3H55L56 5H57ZM64 3V4H65ZM75 3H77V1L75 2ZM85 3V2H84ZM86 3H88V2H86ZM114 4H115V1L113 2ZM112 3V4H113ZM117 3H119V2H117ZM116 3V5H118ZM123 3V2H122ZM122 3H121V5H122ZM137 3V5H139ZM172 3V5L174 6V4ZM178 1L176 2V5H177V7H178ZM222 3H224V2H222ZM241 3V2H240ZM52 4H54V2H52ZM61 3H59V5H60ZM74 4V3H73ZM80 4V3H79ZM104 4V3H103ZM106 4V3H105ZM145 4V5H144ZM205 4V3H204ZM203 4V5H204ZM214 4V3H213ZM220 4V3H219ZM226 4H228V3H226ZM45 5V4H44ZM46 5H48V4H46ZM63 5V4H62ZM61 5V6H62ZM77 5V4H76ZM81 5V4H80ZM87 5V4H86ZM89 5V4H88ZM121 5H119L120 6V8L121 7H123V9H125L126 10V6L128 5H126L125 7L124 6H121ZM123 5H124V3H123ZM131 5V4H130ZM175 5V6H176ZM187 5V6H188ZM220 5H222V4H220ZM232 5V4H231ZM242 5V4H241ZM64 6V5H63ZM75 6V5H74ZM73 6V7H74ZM84 6V5H83ZM93 6H95V9L98 7H96V5H93ZM100 6H102V5H100ZM104 6V5H103ZM132 6V5H131ZM180 6L178 7V8H180ZM187 6H185L184 7V9L183 10H185V8L187 7ZM227 6V5H226ZM233 6V5H232ZM112 7V6H111ZM129 7V6H128ZM159 7V6H158ZM202 7V6H201ZM200 7V8H201ZM224 7V6H223ZM229 7V6H228ZM231 7V6H230ZM229 7V8H230ZM234 7H236V6H234ZM241 7V6H240ZM66 8V7H65ZM64 8V9H65ZM80 8V7H79ZM85 8H87V7H85ZM84 8V9H85ZM94 8V7H93ZM114 8V7H113ZM119 8V7H118ZM178 8H177V11H178ZM188 8H187V10L186 11H188ZM219 8L221 9L222 8V6L220 7L219 6ZM224 8H226V7H224ZM40 9V8H39ZM67 9V8H66ZM65 9V10H66ZM83 9V10H84ZM90 9H92V8H90ZM101 9V8H100ZM102 9H104V8H102ZM110 9H112V8H110ZM172 9H173V7H172ZM181 9V8H180ZM242 8H240V10H241ZM65 10H64V13H65ZM71 11H73V12H75L76 10H72V9H70ZM83 10H81V12H83ZM97 10V9H96ZM96 10L95 11H93V13L92 14H90V13H88V15H95L94 14V12L95 13H97L96 12ZM116 10V9H115ZM120 11H122V9H119ZM201 10V9H200ZM222 10V9H221ZM223 10H225V9H223ZM230 10V9H229ZM234 11H236V10H238V9H233ZM41 11V10H40ZM90 12H91V10H89ZM98 11H99V9H98ZM106 11V10H105ZM104 11V12H105ZM118 11V10H117ZM119 11V16H120V12ZM126 11H128V10H126ZM125 11V13H127V15H128V13H129V11L128 12H126ZM220 11V10H219ZM226 11H227V8H226ZM42 12V11H41ZM50 12V11H49ZM63 12V11H62ZM80 12V13H81ZM109 13L110 11H106V13ZM115 12V11H114ZM114 12H110V13H114ZM179 12V11H178ZM181 12V11H180ZM240 12V11H239ZM242 12H243V9H242ZM47 13H48V11H47ZM51 13V12H50ZM54 13H56V12H54ZM53 13V14H54ZM77 13H79V12H77ZM118 13V12H117ZM117 13H115V15L114 16H116L117 15V17L119 18V16H118V14ZM171 12H169V13H167V15H166V18H167V20L169 19L168 17H169V14H170ZM183 12H181L180 13V18H181V14H182ZM199 13V12H198ZM219 13V12H218ZM243 13H245V12H243ZM56 14H60V13H58V11H57V13ZM67 14V16L69 17V15H72V13L69 11V8L66 10V13H65V15ZM82 14V13H81ZM100 14V13H99ZM123 14L124 13H122L121 14V16H123ZM156 14V13H155ZM155 14H154V16H155ZM229 14H230V12H229ZM240 14H242L241 12H240ZM5 15V14H4ZM74 15H75V13H74ZM87 14L85 13V16H86ZM97 15V14H96ZM112 15V14H111ZM112 15V16H113ZM126 15V16H127ZM130 15V14H129ZM183 15H185V14H183ZM182 15V16H183ZM220 15V14H219ZM223 15V14H222ZM243 15V14H242ZM244 15H247V14H244ZM254 15V14H253ZM8 15H6V17H7ZM10 16V15H9ZM48 16H51V14L50 15H48ZM57 16V15H56ZM60 16H61V14H60ZM63 16V15H62ZM61 16V18H63ZM79 16V15H78ZM99 16H101V15H99ZM102 16H104V14L102 15ZM106 16H108V14L106 15ZM133 16V15H132ZM207 16H209V15H207ZM207 16H205L204 17V21H205V18L207 17ZM217 16V15H216ZM5 17V18H6ZM12 17V16H11ZM55 17V16H54ZM53 17V18H54ZM76 17H77V15H76ZM76 17H75V19H76ZM84 17V16H83ZM87 17V16H86ZM85 17V18H86ZM97 17H98V15H97ZM105 17V16H104ZM103 17V18H104ZM219 17V16H218ZM232 17V16H231ZM246 17V16H245ZM60 18V17H59ZM64 18H65V16H64ZM67 18V17H66ZM93 18H96V16H94ZM102 18V17H101ZM108 18V17H107ZM106 18V19H107ZM112 18V17H111ZM123 18H124V16H123ZM126 18V17H125ZM127 18H128V16H127ZM177 18H179V16L177 17ZM177 18H175V19H177ZM211 18V17H210ZM67 19H70V17L69 18H67ZM78 19V18H77ZM82 19V18H81ZM91 19V18H90ZM115 19V18H114ZM172 19V18H171ZM182 19V18H181ZM190 19V20H189ZM239 19H243L242 17L241 18H239ZM247 18H245V20H246ZM59 20V19H58ZM66 20V19H65ZM93 20H95V19H93ZM105 20V19H104ZM112 20V19H111ZM118 20V19H117ZM116 20V21H117ZM125 20V19H124ZM174 20V19H173ZM180 20V19H179ZM179 20L177 19V21L179 22ZM182 20H184V19H182ZM189 20V21H188ZM203 20V19H202ZM201 20V21H202ZM212 20H214V17H213V19ZM211 20V21H212ZM221 20V19H220ZM219 20V21H220ZM70 21V20H69ZM74 21V20H73ZM95 21H97V19L95 20ZM99 21H101V20H99ZM106 21V20H105ZM113 21V20H112ZM184 21V22H185ZM244 21V20H243ZM243 21H239L238 22V20H237V23H240V22H243ZM55 22V21H54ZM60 22L62 23V21L60 20ZM88 22H92V20L91 21H88ZM87 22V19H86V23H88ZM94 22V21H93ZM114 22H115V20H114ZM114 22H112V23H114ZM120 22H122L123 24H124V22L122 21V17H121V20H120ZM128 22V21H127ZM177 22V23H178ZM181 22H183V21H181ZM184 22H183V24H184ZM208 22V21H207ZM215 22V21H214ZM221 22V21H220ZM235 22H236V20H235ZM248 22L246 23V24H248ZM80 23H81V21H80ZM111 23V24H112ZM170 23V22H169ZM171 23H172V21H171ZM180 23V22H179ZM178 23V25H180ZM186 23H185V25H186ZM211 23V22H210ZM219 23V22H218ZM244 23H245V21H244ZM261 23V24H260ZM64 24V23H63ZM62 24V27H59V26H61V25H57L58 26V32L60 31L61 33V36H63L64 35V38L66 37V36H69V35H71L70 34V32H68V29H67V27H66V25L64 26ZM73 24V23H72ZM76 24V23H75ZM78 24V23H77ZM83 24H84V22H83ZM92 24V23H91ZM95 24H96V27H98L97 26V22L96 23H94V26H95ZM105 24H107V21H106V23ZM122 24V25H123ZM127 24V23H126ZM168 24V23H167ZM173 24V23H172ZM172 24H171V27H172ZM204 24H205V22H204ZM203 24V25H204ZM246 24H244V25H246ZM9 26V28H15L13 25H11V24H8ZM51 25V24H50ZM55 25V24H54ZM88 25V24H87ZM87 25H85L86 27H87ZM93 25V24H92ZM91 25V26H92ZM116 25H121V24H119V23H117ZM165 25H166V23H165ZM175 25L177 26V24H176V20H175ZM174 24H173V26H175ZM188 25H187V28H188ZM210 25V24H209ZM214 25V28H215V24H213ZM241 25V24H240ZM243 25V24H242ZM79 26V25H78ZM81 27H84L83 25H80ZM125 26V25H124ZM160 26V25H159ZM170 26V25H169ZM181 26H182V24H181ZM50 27V26H49ZM55 27V26H54ZM53 27V28H54ZM85 27V28H86ZM90 27V26H89ZM96 27H93V28H95V29H97ZM99 27H98V29H97V31H98V33H99V31H100V29H99ZM120 27V26H119ZM122 27V26H121ZM120 27V28H121ZM218 27V26H217ZM216 27V28H217ZM243 27V26H242ZM18 28V27H17ZM187 28H185L184 27V29L183 30H187ZM50 29H52V26L50 27ZM57 29V28H56ZM77 29V28H76ZM83 29V28H82ZM94 29V30H95ZM126 29V30H127ZM130 29L132 30V29H137V32L136 31H134V32H130ZM172 29V28H171ZM170 29V30H171ZM175 29H178V27L177 28H175ZM239 29L241 30V32H239ZM15 30V29H14ZM84 30V29H83ZM162 30V29H161ZM169 30V31H170ZM173 30V29H172ZM171 30V31H172ZM182 29H181V31H183ZM189 30L188 31H186V32H189ZM211 30V29H210ZM69 31H70V29H69ZM85 31H86V29H85ZM84 31V32H85ZM93 31V30H92ZM91 31V32H92ZM147 31H149V30H147ZM208 31V30H207ZM81 33H84V32H82V30L80 31ZM87 32V31H86ZM90 32V31H89ZM89 32H87V33H89ZM137 33V37H136V33ZM159 32V31H158ZM184 32V31H183ZM206 32V33H205ZM26 33V32H25ZM40 33V32H39ZM41 33H43V32H41ZM68 33H69V35H68ZM106 33V32H105ZM167 33V32H166ZM198 33V34H197ZM45 33H43V35H44ZM78 34V33H77ZM77 34H76V36H75V38H77L78 39V37H79V34H78V36H77ZM94 34H96V33H94ZM149 33L147 32V34H146V36L148 35ZM160 34H162V33H160ZM168 34H169V32H168ZM168 34H167V37H168ZM187 34V33H186ZM27 35V34H26ZM46 35V34H45ZM80 35V36H81ZM96 35H98V34H96ZM96 35H94V36H96ZM100 34H99V36H101ZM145 35V34H144ZM188 36H189V33L187 34ZM28 36V35H27ZM26 36V37H27ZM119 36V42L118 41H116V37H118ZM82 37V36H81ZM85 37H83V39H85ZM120 37H121V39H120ZM166 37V38H167ZM64 38L63 39H61V40H64ZM70 38H72V35L70 36ZM74 38V37H73ZM93 38H97V36L96 37H93ZM165 38V37H164ZM170 38V37H169ZM168 38V39H169ZM27 39H29V36H28V38ZM47 39H50L49 38V36H47ZM79 39H80V37H79ZM82 39V38H81ZM80 39V41H81V44L82 43H84V40L82 41ZM87 39V38H86ZM85 39V40H86ZM99 39V40H100ZM118 39V38H117ZM141 39H142V37H141ZM141 39H139V42L141 41ZM72 40L73 39H71V42H72ZM87 40V41H88ZM183 40H184V42H183ZM66 41V40H65ZM165 41V40H164ZM67 42V41H66ZM118 42V43H117ZM161 42V41H160ZM163 43V42H162ZM162 43H159L160 45L162 44ZM145 44V43H144ZM0 45L2 46H5L3 43H1V41H0ZM80 45V44H79ZM83 45V44H82ZM165 45V44H164ZM64 46V45H63ZM84 47H86V46H84ZM149 47V46H148ZM203 47V52H202V48ZM69 48V47H68ZM72 48V47H71ZM142 48V47H141ZM160 48V47H159ZM83 49H84V51H83ZM181 49H183V51L181 50ZM62 50H64V48L62 49ZM148 50H150L149 48H148ZM152 50V51H153ZM65 51V50H64ZM72 51V50H71ZM71 51L70 52H68V53H71ZM106 51L108 52V54L106 53ZM128 53V52H132V53H129V54H127V55H123V53ZM65 53H66V51H65ZM68 53H66V56H65V62H63V63H66V61H67V59L70 57V54L67 56V54ZM149 53H151V51L149 52ZM196 53H198L199 55H197ZM72 55H73V53L71 54V57L70 58H72ZM63 56V57H64ZM128 56V57H127ZM66 57H67V59H66ZM8 58V57H7ZM6 58V59H7ZM17 59V58H16ZM61 59L62 60H64L62 57H61ZM144 59H146L145 60V62L143 63V61H144ZM18 60V59H17ZM62 60H61V62H62ZM70 60V61H71ZM69 61V60H68ZM61 62H60V64H61ZM16 63V62H15ZM67 64V63H66ZM112 64V65H111ZM16 65H17V70H18V64L16 63ZM105 65H109V67H110V70L112 69V68H116V69H118L119 70V72L118 73H116L117 71L116 70H114V69H112V70H114V71H109V69H108V71H107V69H106V67L104 68L103 66H105ZM69 66V65H68ZM113 66V67H112ZM14 67H16V66H14ZM102 67L104 68V69H106V70H104L105 72H102L101 70H102ZM57 69V68H56ZM58 71H59V69H58ZM62 71V72H61ZM107 71V72H106ZM50 72V71H49ZM55 72H57V71H55ZM100 72H102V73H105V75L104 76H102V75H100ZM54 74L56 75V76H54ZM42 75H44V74H42ZM44 75V76H45ZM49 75V76H48ZM42 77L44 78L43 80H42ZM114 78V79H113ZM114 81H113V80ZM160 81V82H159ZM2 82H4V81H2ZM73 82H76L75 84H74V86H73V88H71L70 87V84L71 83H73ZM109 82H111L110 84H111V86L110 87H107V89H105V87L103 86V83H104V85H105V83H106V85L109 83ZM165 82H166V80H165ZM1 84V83H0ZM5 84H7V83H5ZM20 84V83H19ZM54 84H57L58 85V87H56L55 88V86H57V85H54ZM166 84V83H165ZM54 85V86H53ZM20 86V87H19ZM43 86H44V88H43ZM160 86H163L162 84L160 85ZM159 86V87H160ZM17 87H19V88H17ZM29 87V88H28ZM164 87H166V86H164ZM51 88H50V90H51ZM97 88V89H96ZM167 88V89H168ZM22 89V90H21ZM32 89V88H31ZM93 89H96V93H95V100H96V103H95V106H94V109H91L90 111L88 110V112H84V113H80V111H81V109H80V106H79V108L77 109V108H75V107H78V105L80 104V102L79 101H81V102H84L85 101V99L82 101V100H79L80 99V97H82L81 95H85V96H88V94H90V93H92V90ZM112 89L113 90H117V91H115L116 93H113L114 91H112ZM165 89V88H164ZM166 89V90H167ZM49 90V89H48ZM49 90V91H50ZM19 91V90H18ZM52 91V90H51ZM94 91V90H93ZM164 91V90H163ZM47 92V91H46ZM84 92V93H83ZM87 92H88V94H87ZM165 92V91H164ZM7 93V94H6ZM11 93H10V95H11ZM25 93H23V95L25 94ZM83 93V94H82ZM94 93H92V94H94ZM160 93V92H159ZM175 93V94H176ZM46 94H48V93H46ZM52 94V93H51ZM87 94V95H86ZM162 94H163V92H162ZM173 94H174V92H173ZM43 95H44V93H43ZM83 95V96H84ZM49 96H50V94H49ZM52 95L50 96V98H52L53 97ZM61 96V95H60ZM84 96V97H85ZM90 96V95H89ZM166 96V95H165ZM174 96V95H173ZM176 96H177V94H176ZM176 96H175V98H176ZM40 97H42V99L40 98ZM93 97V96H92ZM91 97V98H92ZM180 98H181V96H179ZM58 98H59V96H58ZM61 98V97H60ZM67 98V97H66ZM11 99V100H10ZM87 99H89V98H87ZM86 99V100H87ZM141 100H143V101H141ZM175 100V99H174ZM177 100H178V98H177ZM8 101V102H9ZM180 101V100H179ZM158 102V101H157ZM261 102V103H260ZM27 103V104H26ZM77 103V105L75 106V104ZM141 103V104H140ZM156 103V102H155ZM171 103V104H170ZM184 103H182L183 104V106H184ZM258 103V104H257ZM29 104L31 105L30 106V108H33V109H29L28 107H29ZM85 104V103H84ZM140 104V105H139ZM161 104V105H162ZM174 104H176V103H174ZM257 104V106L258 105H260V104H262L261 105V108H258L257 107V109H258V113H257V111L255 110L256 109V107H255V105ZM5 105H7V104H5ZM25 105H28V107L26 108V106ZM135 105H137L136 107L137 108H135ZM138 105L139 106H141L142 105V107L141 108H139L138 107ZM194 105V106H195ZM75 106V107H74ZM156 106V105H155ZM12 107V111L10 110V109H8V108H11ZM129 107H130V109H129ZM132 107H134L133 108V110H131L132 109ZM150 107H152V106H150ZM255 107V108H254ZM106 108V107H105ZM108 108V107H107ZM156 108H157V106H156ZM198 108V109H199ZM17 109H19L20 111L18 112V110ZM112 109V108H111ZM110 109V110H111ZM118 109V110H119ZM141 109V110H140ZM155 109V108H154ZM162 109V110H163ZM254 109V110H253ZM65 110V109H64ZM79 110V111H78ZM82 110H83V108H82ZM153 110V109H152ZM195 110H197V109H195ZM2 111V112H1ZM62 111V110H61ZM107 111V110H106ZM191 111H193V110H191ZM200 111V110H199ZM153 112H156V109H155V111H153ZM194 113H196V111H193ZM254 112H256V113H254ZM109 113H111L110 111H109ZM157 113V112H156ZM197 113H198V111H197ZM202 113V112H201ZM41 114H40V116H41ZM58 114H60L59 112H58ZM57 113H56V115H58ZM119 114V113H118ZM255 114V115H254ZM112 115L113 116H111L112 118L115 116V110L113 111V113H112ZM172 115V114H171ZM256 115H258V116H256ZM117 116V115H116ZM197 116H199V117H201L199 114H197ZM205 116V115H204ZM58 117V116H57ZM106 118H107V116H105ZM110 117V118H111ZM155 117V116H154ZM171 117V116H170ZM111 118V119H112ZM162 118H165V117H162ZM167 118H169L168 116H167ZM167 118H165V119H167ZM105 119V118H104ZM146 119H147V117H146ZM151 119V118H150ZM153 119H155V118H153ZM159 119L160 118H158L157 120L159 121ZM170 119V118H169ZM168 119V120H169ZM118 120V119H117ZM121 120V121H122ZM141 120V121H140ZM148 120V119H147ZM147 120H146V122H147ZM39 121V122H38ZM108 121V120H107ZM109 121H111V120H109ZM140 121V122H139ZM150 120H148V122H149ZM152 121V120H151ZM245 121L247 122V121H249L248 123H245ZM43 122H41V123H43ZM104 122V121H103ZM119 122V121H118ZM145 122V123H146ZM163 122H166V121H163ZM187 122V121H186ZM207 122H209V121H207ZM214 122V121H213ZM107 124H108V122H106ZM157 123V122H156ZM160 123H162V121L160 122ZM167 123H168V121H167ZM167 123H166V126H168L167 125ZM199 123V122H198ZM205 123V122H204ZM18 124H20L21 126L19 127V125ZM149 124H150V122H149ZM157 124H159V123H157ZM190 124V123H189ZM195 124H196V122H195ZM195 124H192V129L194 128L193 127V125H195ZM201 124V123H200ZM203 124V123H202ZM227 125V127H229L230 128V126H232V129L234 128L235 130H232L231 132H230V129H228L227 128V130H229V131H227L226 130V127H225V129L223 128V126L224 125ZM231 124V125H230ZM241 124V125H242ZM242 125L243 126V128H242V130H244V128H245V125ZM24 125V126H23ZM144 125V124H143ZM156 125V124H155ZM186 125V124H185ZM23 126V128H21ZM34 126V127H33ZM36 126V127H35ZM149 127H153L151 124L150 125H148ZM161 126V125H160ZM162 126H164L163 124H162ZM188 126V125H187ZM199 126H203V125H199ZM24 127H25V130L24 131H26V132H24L23 131V129H24ZM26 127H27V130H26ZM33 127V128H32ZM99 127H102V132L101 131H98V129H99ZM144 127H147V126H144ZM241 127V126H240ZM82 128V129H81ZM143 128V127H142ZM141 128V129H142ZM148 128V127H147ZM191 128V127H190ZM197 128V129H198ZM260 128V127H259ZM22 131H21V130ZM81 129V130H80ZM88 129V128H87ZM146 129V128H145ZM148 129H151L152 130V128H148ZM160 129H162V128H160ZM164 129H167V127L166 128H164ZM184 129V128H183ZM240 129V128H239ZM238 129V131H241L242 132V130H239ZM17 130H19V132L17 133ZM100 130V129H99ZM147 130V129H146ZM155 130V129H154ZM153 130V131H154ZM158 130V129H157ZM40 131V130H39ZM90 131L88 130V132L90 133ZM97 131L98 132H100V133H97ZM104 131V132H105ZM143 131V130H142ZM145 131V130H144ZM153 131H152V134H154L153 133ZM161 131V130H160ZM163 131V130H162ZM227 131V132H226ZM237 131V130H236ZM237 131V132H238ZM260 131H261V133L263 134L264 133V128L263 127H261L260 128ZM20 132H24L23 134L21 133V134H19ZM30 132H32V133H30ZM145 132H147V131H145ZM149 132H150V130H149ZM149 132L148 133H146V134H149ZM181 132H184V131H181ZM187 132V131H186ZM194 132L196 133V131L194 130ZM230 132V133H229ZM244 132V131H243ZM242 132V133H243ZM254 132H256V131H254ZM31 135H30V134ZM88 133V134H89ZM106 133V132H105ZM130 133V135H127V138L129 137V136H131V135H133V133L131 134ZM142 133V132H141ZM190 133H192V132H190ZM87 134V135H88ZM95 134V135H96ZM135 134H137V133H135ZM140 134V133H139ZM145 133L143 134V135H146ZM167 134V133H166ZM189 134V133H188ZM231 134H233V133H231ZM231 134H230V136H231ZM233 134V135H234ZM27 137H26V136ZM28 135H30V136H28ZM84 135V134H83ZM103 136L104 135H106V134H102ZM123 135V136H124ZM159 135V134H158ZM161 135V134H160ZM169 135V134H168ZM180 135H181V133H180ZM194 135V134H193ZM192 135V137H194ZM97 136V135H96ZM96 136H94V137H96ZM101 136V135H100ZM102 136V137H103ZM122 136V137H123ZM141 136V135H140ZM149 136H150V134H149ZM164 136H165V134H164ZM185 136V135H184ZM199 136V135H198ZM87 137V136H86ZM91 137V136H90ZM94 137H93V140L95 141V139H94ZM101 137V138H102ZM105 137V136H104ZM132 137V136H131ZM142 137V136H141ZM162 137V136H161ZM166 137H167V135H166ZM166 137H164V139H162V140H165V138ZM169 137H171V136H169ZM168 137V138H169ZM180 138L182 137V135L181 136H179ZM191 137V136H190ZM20 138H21V140H20ZM26 138V139H25ZM98 138H99V136H98ZM109 138V137H108ZM107 138V136H106V139H108ZM121 138V137H120ZM125 138V137H124ZM133 139H134V137H132ZM137 138H139L138 137V135H137ZM144 138V137H143ZM150 138V137H149ZM160 138V137H159ZM163 138V137H162ZM168 138H167V142H169L168 141ZM179 138V139H180ZM185 138V137H184ZM25 139V140H24ZM55 139V140H54ZM109 139H111V137L109 138ZM130 139V138H129ZM132 139V140H133ZM169 139H171V138H169ZM174 139V138H173ZM189 139H191V138H189ZM217 139H219V140H217ZM20 140V141H19ZM92 140V142H94ZM104 140V139H103ZM112 140V139H111ZM113 140H114V138H113ZM112 140V141H113ZM119 140V139H118ZM121 140V139H120ZM131 140V139H130ZM138 140V139H137ZM178 140V139H177ZM86 141H89V140H86ZM97 141V140H96ZM95 141V142H96ZM112 141H111V143H112ZM114 141H116V140H114ZM134 141H136V140H134ZM139 141H140V139H139ZM166 141H164V143H166ZM179 142H182V141H180V140H178ZM177 141V142H178ZM264 141V140H263ZM82 142H84V140L82 141ZM91 142V143H92ZM94 142V143H95ZM122 142H123V140H122ZM133 142V141H132ZM132 142H130V144L132 143ZM23 145H22V144ZM90 143V142H89ZM94 143H92L91 145L93 146L94 145ZM107 143V142H106ZM135 143V142H134ZM161 143H162V141H161ZM209 143H212L213 145H211L210 146V144ZM13 144V145H12ZM96 145H97V143H95ZM109 144V143H108ZM141 144V143H140ZM168 144V146L170 145V144H172V143H167ZM178 144V143H177ZM217 144V143H216ZM231 144V143H230ZM234 144H236V143H234ZM15 145H16V147H15ZM79 145V144H78ZM164 145V144H163ZM175 144H173L172 146L170 145V147H173ZM179 145H180V143H179ZM167 146V145H166ZM167 146V147H168ZM262 146H264V144L263 145H260L259 146V148H258V150H259V152H258V150H256V153H262V155H264V148L262 147ZM14 147V148H13ZM78 147V148H77ZM111 147V146H110ZM170 147H168V149L170 148ZM181 147V146H180ZM236 147V146H235ZM256 147V146H255ZM254 147V149H256ZM16 148V149H15ZM164 148H166V147H164ZM219 147H217V145H216V147H215V149H218ZM252 148V147H251ZM250 148V149H251ZM113 149V148H112ZM111 148H110V150H112ZM141 149V148H140ZM174 149V148H173ZM229 149H230V147H229ZM250 149H249V152H250ZM253 149V150H254ZM25 149H23V151H24ZM17 151V152H16ZM22 151V152H23ZM50 151V152H51ZM112 151H115L114 149L112 150ZM173 151V150H172ZM255 151V150H254ZM254 151H253V153H254ZM64 152V153H63ZM111 152V151H110ZM141 151H139V153H140ZM149 152V151H148ZM174 152V151H173ZM199 152V153H198ZM234 152V151H233ZM15 153H13V152H11V154H9V156L11 157V159L12 158H14L15 157ZM113 153V152H112ZM138 153V154H139ZM252 152H251V154L252 155H250V154H246L247 156V160H248V158L250 157V156H253V157H251V159L250 160H252V163H253V160H255V159H257V157H259L258 156V154H257V156H256V158H255V156H254V154H253ZM255 153V154H256ZM8 154V153H7ZM14 154V155H13ZM115 154V153H114ZM113 154V155H114ZM146 154H148V157L149 158H151V156H152V154H151V151H150V155H149V153H146ZM145 154V155H146ZM170 154H171V151H170ZM211 154V155H210ZM13 155V156H12ZM19 155V154H18ZM26 155L27 154H25V157L23 156V158H26ZM27 155V157H30V156H28ZM54 154H52V156H53ZM139 155H141V154H139ZM144 155V156H145ZM172 155V156H173ZM210 155V156H209ZM261 155V154H260ZM9 156H7L6 155V157H4V158H6V159H9L8 157ZM72 156V157H71ZM110 156H112V155H110ZM117 156V155H116ZM122 156V155H121ZM143 156V154L141 155V157ZM143 156V159L145 158ZM168 156H169V153H168ZM171 156V155H170ZM123 157V156H122ZM122 157H119V158H122ZM127 157L128 156H124V158H126V160H127ZM132 157V156H131ZM140 157V156H139ZM148 157H147V159H146V161L145 160H143L142 162L140 161V160H142V158H140V159H138L137 158V160H138V162L139 163H137L139 166H137L135 163H134V160H132L133 162L131 163L132 164V166L130 167L129 166V168L130 169H128V168H126V165H122V164H124L125 162H126V160L124 159V158H122V159H124L123 160V162L124 163H122L121 165L119 164V166L117 167V168H119L118 169V171H116V169L114 170V172L116 171L117 173L115 174L116 176H117V174H118V177H119V174L121 173V171H123L124 172V170L126 169V172H124V173H126V175L127 176H125L124 177V174H122L121 173V176L123 175V177H119L116 181H115V183L116 184H118V186H122V187H120L121 189H124L123 187H127V188H131V190L133 189V188H139L140 190H142L143 191V193H145L146 192V194H147V191L148 192H151V191H154L156 194H159L160 192H162L163 190H167V189H164V188H166L168 185H169V183H172V186H171V184L169 185L170 187H174L176 184H174L173 185V182H172V180H175V178H177L178 176H179V174H177L176 173V170H171V168H169L170 170H168V169H166V171H165V168H164V165L163 164H165V162H166V159L168 158H164L165 159V161H164V163L163 164H161V162H162V160L160 159V166L162 165V167L164 168H162L163 170H161V175L163 176V179H162V176L160 175V173L158 172V169L156 170V173H158L160 176H155V175H153V177H151L150 178V180L149 181H145L144 179L148 176L147 174H148V172H150L152 169H154L155 168V165H156V162H155V157L153 158V156H152V158L151 159H153L154 161H151V159H149L148 160ZM264 157V156H263ZM263 157L261 156V158L263 159ZM4 158L2 159V161L4 160ZM67 158V159H68ZM75 158V159H76ZM78 158H79V156H78ZM77 158V159H78ZM129 158H130V156H129ZM128 158V159H129ZM171 158V157H170ZM253 158H255V159H253ZM260 157H259V159H261ZM11 159H9L8 161H7V163L6 164H3L2 162H0V170H1V172L3 171V169H9L10 170V174L11 173H15L16 172V167H15V163L16 162H14V161H11ZM261 159V160H262ZM54 160V161H53ZM56 160H57V162H56ZM264 160V159H263ZM263 160L261 161V162H263ZM16 161V160H15ZM70 161V160H69ZM81 161V160H80ZM129 161H131L130 159H129ZM128 160H127V162H129ZM169 161V162H170ZM256 161V160H255ZM258 161V160H257ZM74 162H75V160H74ZM73 162V163H74ZM79 163V161L77 160L76 161V163ZM111 162V161H110ZM114 162V161H113ZM122 162V161H121ZM152 162H153V164H152ZM154 162H155V165H154ZM170 162V163H171ZM198 162V161H197ZM208 161H206L205 163H207ZM259 162H260V160H259ZM258 162V163H259ZM260 162V163H261ZM56 163V164H55ZM77 163V164H78ZM248 163H249V160H248ZM255 163V162H254ZM257 163V162H256ZM75 164V163H74ZM134 164L137 166H134ZM141 164V165H140ZM168 164V163H167ZM174 164L175 165H177V166H174ZM263 164H264V162H263ZM261 165L260 166V170H261V167L262 168H264L263 166L264 165ZM76 165V164H75ZM75 165H74V167H75ZM152 165L154 166V168L152 167ZM158 165H159V162H158ZM157 165V166H158ZM182 165H180L181 167H182ZM192 165H194V163L192 164ZM197 164L195 163V166H196ZM122 166V167H121ZM165 166H166V164H165ZM170 166V165H169ZM185 165H184V168L186 167ZM191 166V165H190ZM256 166V165H255ZM259 165H257V167H258ZM111 167H113V166H111ZM159 167V166H158ZM193 167V166H192ZM192 167H191V170H192ZM196 167H200V164H199V166H196ZM167 168V167H166ZM180 168V167H179ZM188 166H187V169L186 170H188ZM53 169V168H52ZM75 169H76V167H75ZM124 169V170H123ZM156 169V168H155ZM159 169H161V168H159ZM181 169V168H180ZM259 169V168H258ZM84 170V169H83ZM109 170H111V169H109ZM113 170V169H112ZM182 170H185V169H182ZM190 170V171H191ZM52 171V170H51ZM70 171V170H69ZM67 172V174H69V173H71V175H72V172H74V174L76 173V175H77V172L78 173H80L81 174V176H82V179H83V181H84V183L86 184H83V186H84V188H83V190H86L89 186H90V184H89V180H91V179H89V177H88V174L90 173V172H86V171H83L82 172V169H81V167H79V168H77V170H73L72 172ZM94 171V170H93ZM189 171V170H188ZM188 171H186V172H188ZM54 172H52V175H54V176H56L55 175V173ZM108 172H110V171H108ZM108 172H105V174H109L108 176H110V173H108ZM113 171H112V173H114ZM259 173H260V171H258ZM263 174L262 175H264V169H263ZM261 172V173H262ZM37 173V172H36ZM54 173V174H53ZM65 173V174H64ZM94 173H97L96 171L94 172ZM100 173V172H99ZM2 174V173H1ZM93 174V172H91V177L94 175H92ZM105 174H103V175H105ZM57 175V176H58ZM70 175V174H69ZM79 175V174H78ZM90 175V174H89ZM103 176V177H105L106 179H109V177L108 176ZM115 175L113 176V174H112V176H110V178L112 179V178H115ZM54 176H53V178H54ZM56 176V177H57ZM73 176H75V175H73ZM80 176V175H79ZM81 176H80V178H81ZM1 177V176H0ZM72 177V176H71ZM76 177H78V176H76ZM90 177V178H91ZM58 178V177H57ZM60 178V177H59ZM59 178L58 179H56L55 178V180H59ZM69 178V177H68ZM68 178H67V180H68ZM1 179V178H0ZM3 180V179H2ZM77 180V179H76ZM110 180V179H109ZM115 180V179H114ZM162 181L163 182V184L160 182V181ZM65 181V180H64ZM73 181H75L74 180V178H73ZM82 181V180H81ZM159 181V182H158ZM57 182V181H56ZM60 182V181H59ZM69 183H70V180L68 181ZM75 182H77V181H75ZM79 182V181H78ZM109 181H107L106 182V185H105V187L107 186L108 187V185H107V183H108ZM112 182H113V180H112ZM111 182V184L112 185H115V186H117L115 183L113 184ZM175 182V181H174ZM80 183V182H79ZM92 183V182H91ZM157 183H159V184H157ZM165 183V184H164ZM28 184V183H27ZM54 184V183H53ZM0 185H1V181H0ZM57 185V184H56ZM59 185V184H58ZM68 185L70 186V184H66V183H63L62 185H59L60 187H62V189L60 188V187H58L57 186V188L58 189H60V190H65V192L66 193H69V187H68ZM104 185V184H103ZM163 185V186H162ZM75 186V185H74ZM77 186H78V183H77ZM82 185L80 186V187H83ZM109 186H110V183H109ZM115 186H114V188H115ZM198 186V185H197ZM52 187H53V185H52ZM76 187V186H75ZM94 187V186H93ZM111 187H113V186H111ZM44 188V187H43ZM46 188V187H45ZM79 188V187H78ZM91 188V187H90ZM109 188V187H108ZM127 188H125V189H127ZM163 188V189H162ZM47 189V188H46ZM82 189V188H81ZM116 189V188H115ZM118 189V188H117ZM124 189V190H125ZM135 189V190H136ZM171 189V188H170ZM88 190V189H87ZM86 190V191H87ZM169 190V189H168ZM43 191V190H42ZM57 191H59V190H57ZM56 191V192H57ZM73 191V190H72ZM75 191V190H74ZM76 191H78L77 190V188H76ZM81 190H79V192H80ZM89 191V190H88ZM92 191V190H91ZM127 191H128V189H127ZM137 191V190H136ZM44 192H46V191H44ZM43 192V193H44ZM64 191H62L61 193L62 194H60V191L58 192L59 193V196L60 195H62V196H66V193L64 194L63 193ZM200 192H201V190H195L193 193H191L190 195L188 194V196L186 195V197H184L183 199V201H186V202H180V203H170V202H164L163 203V205L161 206H159V204L161 203H153L154 205H150V206H152V210L150 211V208L147 210L146 208H144V209H146L147 211H149V213H147V215H148V217H150L151 219L149 220V224H148V226H139V228H137V227H135V226H131L132 228H130V232L128 231V232H123L122 234H117L116 236H114L113 238H112V241L109 243V245L107 246V248H105L104 249V251L103 252H101L100 254H99V256H101V261L100 262H98V264H104V263H106V264H164V263H168L169 261L170 262H172L171 264H189L188 262V258H191V257H186V256H181L182 257V259L181 258H178V257H174V259L171 257V259L169 260V259H167V258H169L170 257V254L167 252V251H169V250H171V252L173 251V248H175V247H173V243L172 242H174L175 241V243H177V242H180V241H184L185 239V237L187 236L186 235V229H185V225L183 224L184 222H179L178 224H179V228L177 229V230H175V232L174 233H172L171 231H169V230H167L166 229V227L165 226H167V225H165V224H167L168 223V225L170 224V221H173V222H175V225L177 224L176 223V220L177 219H179V217H180V215L181 214H186L187 213V211H189V212H191V213H193V214H198V213H203V212H207L208 213V209L210 208V207H212L211 206V203H202V202H196V200L198 199V198H200L201 196H202V194H200ZM42 192L40 191V193H38V194H41ZM88 193H90V192H88ZM142 193V192H141ZM163 193V192H162ZM162 193L161 194H159L158 196H157V198L160 196V197H162ZM54 194V193H53ZM64 194V195H63ZM70 194H71V191H70ZM70 194H68V195H70ZM74 195H75V193H73ZM73 194H72V196H73ZM150 194V193H149ZM46 195H47V193H46ZM57 195V194H56ZM77 195V194H76ZM153 195V194H152ZM7 196V195H6ZM11 196V195H10ZM10 196H9V194H8V197H9V199H8V197H7V199L10 201ZM14 196H16V195H14ZM61 196V197H62ZM78 196V195H77ZM153 196H155V195H153ZM45 197V196H44ZM56 197V196H55ZM64 197H62V200H65V199H63ZM159 197V198H160ZM222 197V196H221ZM4 198H6V197H4ZM60 198V197H59ZM6 199V200H7ZM66 199H68V196H67V198ZM71 199H73V198H69L68 200H71ZM0 202H1V204L4 202L1 198H0ZM7 200V202H9ZM213 201V200H212ZM214 201H216V200H214ZM214 201H213V204L215 205V203H214ZM149 202V201H148ZM146 203V205L148 206L149 204H151V202L150 203ZM222 202H224V201H219L218 202V204H221ZM1 204H0V206H1ZM5 203H3V205L2 206H5L4 205ZM8 204V203H7ZM38 204V203H37ZM45 204V203H44ZM53 204V203H52ZM212 204V205H213ZM217 204V203H216ZM31 206H33V205H36V203H32L31 202V204H30ZM46 205H47V203H46ZM145 205V204H144ZM143 204H142V206H144ZM1 206V207H2ZM140 206V205H139ZM138 206V207H139ZM146 206V207H147ZM149 206V207H150ZM210 206V207H209ZM36 207V206H35ZM34 207V208H35ZM5 209H6V207H4ZM2 209H3V207H2ZM1 208H0V210H2ZM3 210V211H6V210ZM140 209V208H139ZM185 210H187V211H185ZM2 211V214H4L5 212H3ZM8 211V210H7ZM144 211V210H143ZM147 211H145V212H147ZM142 212V211H141ZM8 213H9V211H8ZM7 213V214H8ZM213 214H215V215H218L217 213H215V212H212ZM1 214V213H0ZM1 214V215H2ZM6 214V215H7ZM137 214V213H136ZM144 214V212H142V216H144L143 215ZM209 214V213H208ZM213 214H209L208 216H206L207 218V220L209 221V219H210V221L209 222H211V219L213 218V216L211 217V215H213ZM5 215V214H4ZM138 215V214H137ZM136 215V216H137ZM147 215L145 216L146 218H147ZM233 217H231V218H233V219H235L236 220V218H237V220H240V222H241V217L239 216V215H232ZM235 216V217H234ZM245 216V215H244ZM246 216H248L247 214H246ZM6 217V216H5ZM5 217H4V220H5ZM203 217V216H202ZM201 217V219H199V220H202L203 218H205V217H203L202 218ZM215 217V216H214ZM138 218H139V216H138ZM140 218H142V217H140ZM231 218H229L230 220H231ZM8 219V218H7ZM11 221L13 220V219H11V218H9ZM134 219H135V217H134ZM214 220L216 219V218H213ZM213 219H212V221H213ZM229 219L227 220V221H229ZM140 220V219H139ZM143 220H144V218H143ZM148 220V219H147ZM166 220H170L169 222H167ZM218 219H216V221H217ZM223 220H224V222H225V218H223ZM235 220H233V222L231 223L232 224V228H233V226L235 227V229H241V233H242V230L244 231V233H245V231H247L248 232V230L246 229V227H247V223L246 222H244V227L245 228H243V225L238 221L237 223H234V222H236ZM263 221V223H260V222H262ZM1 221V220H0ZM7 221V220H6ZM23 222H24V220H22ZM22 221H20V225H22L23 223H22ZM142 221V220H141ZM204 221H205V219H204ZM243 221H247V218H246V220H245V217H244V220ZM2 222H3V220H2ZM5 222V221H4ZM3 222V223H4ZM139 222V221H138ZM137 222V223H138ZM147 222V221H146ZM166 222V223H165ZM200 223H202L203 222V220L202 221H199ZM207 222V221H206ZM5 223H8V222H5ZM12 223V222H11ZM143 223V222H142ZM212 223V222H211ZM241 225H240V224ZM9 224H10V222H9ZM15 224V223H14ZM13 224V225H14ZM19 224V223H18ZM131 224H133V223H131ZM138 224H141V223H138ZM227 224H229V223H227ZM233 224H235L236 226H238L237 228H236V226L235 225H233ZM238 224V225H237ZM263 225V230H264V219H259V227L261 228L262 226H260V225ZM5 224H3V226H4ZM8 225V224H7ZM26 225V224H25ZM129 225H130V223H129ZM203 225H204V223H203ZM202 225V226H203ZM208 226H209V223L207 224ZM207 225H205V226H207ZM6 226V225H5ZM12 226V225H11ZM177 226V225H176ZM222 227L224 226V225H221ZM242 226V227H241ZM1 227H2V225H1ZM1 227H0V230H1ZM14 227V226H13ZM129 227V226H128ZM170 227V226H169ZM169 227H167V228H169ZM175 227V226H174ZM9 228V227H8ZM11 228V227H10ZM18 228H20L19 227V225H18ZM98 228V227H97ZM245 229V230H244ZM9 230H11V232H12V228L11 229H9ZM8 230V231H9ZM14 230H16V228L14 229ZM6 231H7V229H6ZM173 231V230H172ZM3 232H4V229H3ZM14 232V231H13ZM21 231H19V233H20ZM2 232H0V234H1ZM8 233V232H7ZM7 233H6V235H7ZM17 233V232H16ZM4 234H5V232H4ZM9 234H10V232H9ZM243 234V233H242ZM249 234V233H248ZM257 234V233H256ZM255 234V236H257L256 238H258L259 236V238L262 240L263 239V237L261 238V232H260V230H259V232H258V234H261V235H259L258 236V234L256 235ZM12 235L13 234H11L10 236L12 237ZM74 235V234H73ZM73 235L72 236H70V238L71 237H73ZM83 235V234H82ZM86 235V234H85ZM84 235V236H85ZM246 235V234H245ZM250 235V234H249ZM248 235V236H249ZM263 235H264V232H263ZM81 236V235H80ZM87 236V235H86ZM250 236H254V235H250ZM0 237H2V236H0ZM60 237H63V236H59V238ZM74 237H75V235H74ZM244 237V236H243ZM246 237H247V235H246ZM2 238H4V237H2ZM5 238H7V237H5ZM4 238V239H5ZM76 238H77V236H76ZM76 238H75V240H76ZM80 238H82V237H80ZM84 238V237H83ZM251 239L253 238V237H250ZM255 237L253 238L254 239V243H253V239L251 240V241H249V242H247V240H246V243L249 245V244H251V242H252V244L254 245L257 241H259V243H260V239L258 238V239H256ZM3 239V240H4ZM66 239V238H65ZM64 239V240H65ZM67 239H68V235H67ZM78 239V238H77ZM249 239V238H248ZM2 239H0V241H1ZM63 240V239H62ZM70 240V239H69ZM68 240V241H69ZM74 240V238H72V241ZM79 240V239H78ZM264 240V239H263ZM66 241V240H65ZM71 242V241H70ZM76 242V241H75ZM69 243V242H68ZM74 243V242H73ZM77 243V242H76ZM174 243V244H175ZM262 243H263V241L261 242V244L259 245V247H257L258 249H260V247H261V245H262ZM247 244L245 245V246H247ZM264 244V243H263ZM73 245V244H72ZM76 246V245H75ZM253 249L255 248V247H253L252 245H250ZM249 246V247H250ZM74 247V246H73ZM248 247V248H249ZM249 248L250 250H251V253H253L254 251H253V249L252 248ZM241 248V247H240ZM242 248H244V247H242ZM263 249H261V251H263L264 252V246L262 247ZM177 249V248H176ZM176 249H174V251H176ZM235 249H237V250H235ZM235 249H232L233 251H235L236 253H237V256H236V259H237V257L239 256V249H238V247L237 248H235ZM231 250V251H232ZM244 252H243V251ZM250 250H247L248 252L250 251ZM230 251V252H231ZM232 251V253H234V255H235V252H233ZM246 250H245V248L244 249H240V252L242 253V254H244L245 253V256H246V252H245ZM257 251V252H256ZM254 253H255V255H254V257L256 256L257 257V255H259L257 258H260V254L261 253H259L260 251H258V250H256ZM170 252V251H169ZM170 252V253H171ZM178 252V251H177ZM248 252H247V254H248ZM263 252H262V254H263ZM168 253V254H167ZM174 253V252H173ZM232 253H230L231 255V257L229 256L228 258L227 257H224L225 259L227 258V259H230L231 258V260H233L232 261V263H231V260H229V261H225V262H227V264H229V263H231V264H235V263H239V261H240V259L241 260H243V261H245V263L244 264H253V261H256V262H254V264H263L262 262L264 261V257H263V259H262V261H260L259 259L258 260H254L252 257L253 256H251L250 257V259H248V257H249V255H250V252H249V255H248V257H247V260H246V258H243V256L244 255H241V253H240V257H238L239 259H237V260H235V256H233L232 255ZM257 253V254H256ZM259 253V254H258ZM178 254V253H177ZM181 254V253H180ZM185 254V253H184ZM228 254V253H227ZM167 255H169V256H167ZM172 255V254H171ZM174 255V254H173ZM179 255V254H178ZM183 255V254H182ZM190 255V254H189ZM188 256V255H187ZM192 256V255H191ZM222 256H224V255H222ZM227 256V255H226ZM263 256V255H262ZM234 257V258H233ZM193 258V257H192ZM192 258H191V260H192ZM215 258V257H214ZM219 258V257H218ZM222 258V257H221ZM223 258V259H224ZM233 258V259H232ZM251 258H252V262H249V260L251 261ZM173 259V260H172ZM196 259V258H195ZM216 259V258H215ZM224 259V260H225ZM169 260V261H168ZM194 260V259H193ZM221 259H219V261H220ZM235 260V261H234ZM239 260V261H238ZM97 260H95V262H96ZM214 261H216V260H214ZM217 261H218V259H217ZM238 261V262H237ZM242 261V262H243ZM260 261V263H258ZM175 262V263H174ZM192 262V261H191ZM195 262V260L193 261V263ZM198 262H199V260H198ZM201 262V261H200ZM247 262H249V263H247ZM97 263V262H96ZM196 263V262H195ZM221 263V262H220ZM222 263H223V260H222ZM191 264V263H190ZM198 264V263H197ZM201 264H202V262H201ZM225 264V263H224Z\"/></svg>",
  "mask_w": 264,
  "mask_h": 264
}]
</instances>
